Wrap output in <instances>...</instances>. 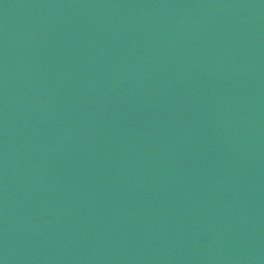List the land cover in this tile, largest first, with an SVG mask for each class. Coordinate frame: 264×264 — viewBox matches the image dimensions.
I'll return each instance as SVG.
<instances>
[{
  "label": "water",
  "instance_id": "95a60500",
  "mask_svg": "<svg viewBox=\"0 0 264 264\" xmlns=\"http://www.w3.org/2000/svg\"><path fill=\"white\" fill-rule=\"evenodd\" d=\"M0 264H264V0H0Z\"/></svg>",
  "mask_w": 264,
  "mask_h": 264
}]
</instances>
